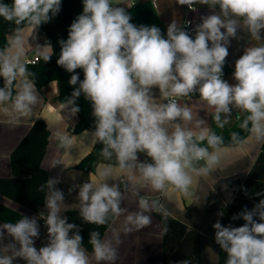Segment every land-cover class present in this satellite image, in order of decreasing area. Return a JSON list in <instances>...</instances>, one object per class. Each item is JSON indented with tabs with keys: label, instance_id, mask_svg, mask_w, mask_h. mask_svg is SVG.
Returning a JSON list of instances; mask_svg holds the SVG:
<instances>
[{
	"label": "clouds",
	"instance_id": "9594fccd",
	"mask_svg": "<svg viewBox=\"0 0 264 264\" xmlns=\"http://www.w3.org/2000/svg\"><path fill=\"white\" fill-rule=\"evenodd\" d=\"M82 2L83 12L70 25L67 40L59 41L57 64L72 74L70 85L79 84L67 104L75 105L81 94L91 102L93 143L104 145L101 154L105 159L115 157L114 164L98 165L88 181L78 186L79 215L85 222L105 225L110 214L119 217L126 211L120 206L124 196L119 185L108 183L117 179V171L137 188L134 195L139 196V188H149L191 196L196 178L214 171L227 151L223 137L199 117L205 107L221 129L230 122L233 109L247 113L240 125L249 132L244 142L254 139L264 143V0H171L190 11H196L197 4L213 10L201 17L194 37L186 30L191 21L181 26L173 19L165 37L155 25L132 23L128 8L133 5L125 7L123 0ZM60 10L61 0H0V17L17 26L24 24L29 34ZM240 28L258 43L247 47L235 61L232 84L223 78V68L230 38H235ZM23 31L17 27L0 50L4 84L0 87V113L12 120L30 116L40 99L23 59ZM51 53V45L46 44L41 58L48 62ZM77 69H82L83 80ZM194 95L199 103L190 106L185 101ZM79 111L77 106L71 108L72 114ZM237 136L232 133V140ZM73 139L63 135L61 145L70 146ZM205 141L207 146H200ZM141 153L151 162L141 161ZM199 161L203 166L195 167L194 162ZM57 183L56 179L47 180V215L40 213L47 227L45 246H35L40 235L36 217L25 215L15 223L0 224V264H14L17 259L26 264H115L117 247L112 239L101 240L97 231L90 234L91 255L86 252L77 225L61 216L65 195L55 187ZM72 191L69 188V194ZM138 208L126 216L125 233L150 226L151 216L145 213L162 212L163 205L140 196ZM163 215L168 212L164 210ZM241 218L244 223L239 227L219 221L213 224L215 242L227 253L226 264H264V198L252 210L245 208L231 217ZM73 229L77 230L70 235ZM115 240L118 245V235Z\"/></svg>",
	"mask_w": 264,
	"mask_h": 264
},
{
	"label": "crops",
	"instance_id": "0c3cea01",
	"mask_svg": "<svg viewBox=\"0 0 264 264\" xmlns=\"http://www.w3.org/2000/svg\"><path fill=\"white\" fill-rule=\"evenodd\" d=\"M134 6L151 1L155 7L157 17L162 23L167 33V26L173 19L183 26L186 20L193 23L196 27L201 23V17L213 14V10L206 5L195 6L196 11H186V6H180L171 2V0H129ZM219 12L218 9H215ZM23 35L26 40L24 62L35 56L41 58V52L45 46L46 37H42L36 30L29 34L27 29H23ZM8 35V38L14 35ZM264 42V41H261ZM258 42L250 38V34L243 28H240L235 38H230L228 45L229 55L226 57V63L223 68L224 79L234 84L233 73L235 71V61L244 54V50L250 46H256ZM53 53V52H52ZM51 53V56H52ZM1 79V78H0ZM39 93V102L33 106V110L28 117H20L12 120L8 115L0 113V180L12 179V155L20 144L27 137L33 126L37 122H44L49 131L50 138L46 156L42 162V169L49 173V179H56L58 183L56 188L62 190L65 195L64 205L61 216L71 211H79L78 192L79 185L87 182L90 173L78 169V165L94 149L96 143H93V133L86 131L81 134H74V128L79 121L78 114H72V105L57 102L59 95L58 84L53 82ZM158 96V90H156ZM190 106L199 103L198 99L185 101ZM61 105H65L63 108ZM5 106L11 108L10 103ZM246 115L245 112L233 109L230 122L221 129L213 121L211 112L206 107L199 111V117L206 121L215 134L222 135L224 132L233 129L236 124ZM239 116V119H237ZM222 114V119H223ZM68 135L74 138L72 145L62 146L60 137ZM249 137V136H248ZM245 141V140H244ZM235 147H225L227 151L222 155L221 163L207 176L196 178L189 197H184L178 192L169 191L166 193H157L149 188H139V196L133 193L137 188L128 181L126 176H121L117 171V179L109 180L108 183L119 185L124 199L121 201V208L126 209L116 218L113 225L102 238L112 239L113 245L117 247L118 259L115 264H163V223L156 217L158 215L164 221H179L189 229L198 232L202 237V264H219V246L215 242V229L213 224L217 221L221 223L224 212L230 207L236 198L241 186L253 169L261 153L264 143L249 139ZM212 151V150H210ZM144 161L151 162L149 159ZM115 158L99 163L98 165L114 164ZM204 162L194 164L195 167L203 166ZM97 165V166H98ZM96 166V167H97ZM96 169V168H95ZM125 181L127 188L123 186ZM69 188H73L69 194ZM49 189L47 188V193ZM143 196L150 201H157L163 205L162 212H148L152 223L141 230H133L130 233L124 232L125 218L130 212L139 211L138 201ZM0 206L17 213L20 216L36 217L39 224L40 235L35 238V246L39 249L48 241L47 227L42 226L40 213L47 214L45 205L38 211L32 212L11 200L0 197ZM168 212L167 216L163 211ZM223 215H219L220 212ZM3 224V223H0ZM118 235L120 243L117 245L115 237ZM7 242V240L5 241ZM87 252V251H86ZM89 255L91 253L87 252ZM14 264H26L25 261L17 259ZM93 264H96L93 261ZM106 264V262H99Z\"/></svg>",
	"mask_w": 264,
	"mask_h": 264
},
{
	"label": "trees",
	"instance_id": "16d2710c",
	"mask_svg": "<svg viewBox=\"0 0 264 264\" xmlns=\"http://www.w3.org/2000/svg\"><path fill=\"white\" fill-rule=\"evenodd\" d=\"M6 2L10 3V0H6ZM80 9V0H61L59 13L52 17L49 22L41 24L37 29L40 36L46 37L45 45H51L53 53L50 61L45 62L40 58L39 63L35 66L27 65L28 71L33 74L29 78L34 81L36 89L39 91L53 82L58 84L59 95L56 100L62 104L67 103V100L72 96V92L79 87V84L70 85L69 80L72 74L57 64L60 54L59 41L61 39L67 40L70 25L78 16ZM216 9L219 10L218 6ZM128 11L132 14V23L137 26L141 24L146 26L155 25L165 35L164 27L159 21L151 1L133 6ZM17 27L26 28L24 24L17 26L14 23L4 21L0 17V50L5 48L8 35L14 33ZM76 72L79 73V69ZM79 76L83 80L84 77L80 73ZM3 86V79L1 78L0 87ZM192 99H198V95H194ZM73 106H77L80 109L77 113L79 121L74 128V134H81L86 131L93 133L95 131V117L92 115L91 102L86 100L84 95L81 94ZM246 116L247 113L233 129L220 135L223 137V147L238 146L249 136V132L240 127ZM250 127L251 124L249 123ZM232 133H238L236 141L232 140ZM50 134L44 122H37L33 126L11 157L13 178L0 180V197H5L32 212L38 211L45 205L46 182L49 179V173L42 169V162L46 156ZM103 146L102 143L96 142L94 149L81 161L78 169L92 172L99 163L114 159V156L111 159H105L102 156L101 149ZM200 146H207V142H203ZM140 156L150 160L143 153ZM42 186L43 190H41ZM245 191H247V195H245ZM257 192L264 194V144L256 164L241 186L236 198L224 212L221 224L224 226L232 225L233 227L242 226L244 223L242 218L232 220L231 217L243 212L245 208L252 210L254 205L264 198V195H255ZM156 217L163 223V264H179V262L184 260H188L189 264H202L201 235L179 221H164L158 215ZM21 218L23 217L17 213L0 206V223H15ZM66 218L68 223L77 225L79 234L83 237V247L87 252L92 253V246L89 243L90 234L93 231H97L102 240L117 217H113L110 214L108 223L105 225L88 224L79 215V211L68 212ZM165 228L168 229L167 232H164ZM76 230L73 229L70 235L75 233ZM226 260L227 253L219 246V264H226Z\"/></svg>",
	"mask_w": 264,
	"mask_h": 264
},
{
	"label": "built area",
	"instance_id": "2783aa9c",
	"mask_svg": "<svg viewBox=\"0 0 264 264\" xmlns=\"http://www.w3.org/2000/svg\"><path fill=\"white\" fill-rule=\"evenodd\" d=\"M156 1H157V0H154V2H156ZM129 4H131V5L134 6V3H133V2H131V1H129V0H123V5H124L125 7H127V5H129ZM128 9H129V8H128ZM186 11H188V12H192V11H190V10L187 8V6H186ZM186 21H189V20H186ZM183 26H184V25H183ZM186 30L189 32L190 35H192V36L195 35V27L193 26V23H192V22H191V25H189V26L186 27ZM39 61H40V57H39V56H35V57H33L32 59L27 60V61H26V64L29 65V66H35L37 63H39ZM79 73H80V75L83 76V71H82V69H79ZM201 162H203V161L194 162V164H196V163H201ZM122 184H123V186L125 187L126 184H125V181H124V180L122 181ZM45 215H47V214H45ZM40 218H41V217H40ZM41 221H42V226H45V221H44V219L41 218Z\"/></svg>",
	"mask_w": 264,
	"mask_h": 264
},
{
	"label": "rangeland",
	"instance_id": "374dc122",
	"mask_svg": "<svg viewBox=\"0 0 264 264\" xmlns=\"http://www.w3.org/2000/svg\"><path fill=\"white\" fill-rule=\"evenodd\" d=\"M80 1H81V9H80L78 15H80L83 12V2H82V0H80Z\"/></svg>",
	"mask_w": 264,
	"mask_h": 264
},
{
	"label": "water",
	"instance_id": "95a60500",
	"mask_svg": "<svg viewBox=\"0 0 264 264\" xmlns=\"http://www.w3.org/2000/svg\"><path fill=\"white\" fill-rule=\"evenodd\" d=\"M140 160H141V161H144V157L140 156Z\"/></svg>",
	"mask_w": 264,
	"mask_h": 264
}]
</instances>
